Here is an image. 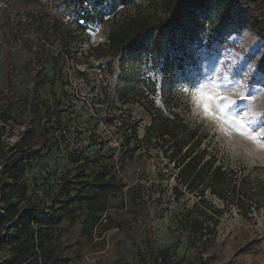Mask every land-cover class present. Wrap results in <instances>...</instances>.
Returning <instances> with one entry per match:
<instances>
[{
	"label": "rangeland",
	"instance_id": "374dc122",
	"mask_svg": "<svg viewBox=\"0 0 264 264\" xmlns=\"http://www.w3.org/2000/svg\"><path fill=\"white\" fill-rule=\"evenodd\" d=\"M159 1L135 0L108 13L102 24L88 25L75 21L69 0H0V150L8 155L15 146L19 149L25 136L43 139L22 176L28 182L27 195L44 197L66 171L78 166L89 174L106 167L118 181L119 190L109 196L102 216L109 228L83 235L82 210L74 219H64L53 233L51 264H154L159 250H166L175 262L213 264L214 250L234 237L255 243L247 254L227 252L228 260L220 264H264L262 206L247 218L230 207L207 250L199 238L180 228L179 218L198 201L197 195L179 190L175 196L173 162L160 150L139 144L155 109L168 115L161 100V69L155 70L145 56L135 59L142 79L155 84L154 109L137 102L123 104L118 59L90 54V48L107 42L122 18L139 8L150 13ZM221 9L214 4L205 16H198L204 24L184 20L186 33L176 36L175 47L181 51L169 81L171 93L176 111L195 131L199 151L205 149L216 164L264 185V77L256 66L261 56L246 50L253 38L245 26L227 27L222 32L227 40L218 44L214 30ZM132 62L128 59L127 64ZM209 90L235 101L227 115L215 107L205 112L197 103L198 95ZM235 120H242L244 127ZM206 194L211 205L223 208ZM6 263L0 250V264Z\"/></svg>",
	"mask_w": 264,
	"mask_h": 264
},
{
	"label": "trees",
	"instance_id": "16d2710c",
	"mask_svg": "<svg viewBox=\"0 0 264 264\" xmlns=\"http://www.w3.org/2000/svg\"><path fill=\"white\" fill-rule=\"evenodd\" d=\"M69 2L77 23L95 25L102 24L108 13L131 5L135 0ZM214 4L222 7L218 25L215 30L211 29L216 34L218 32V44L227 40L222 33L227 27L248 28L253 39L246 50L254 55L261 54L256 66L264 77V0H160L150 13L139 8L122 18L110 30L105 44L89 50L96 59H118L121 67L119 99L123 104L137 102L147 109L154 107L155 84L142 79V69L135 59L145 56V61L150 62L155 70L161 69V100L168 115L155 109V113L150 114L151 124L145 128L139 144L146 149L160 150L168 161L173 162L177 169L173 177L176 185L172 187L175 196L180 194L179 190L197 195L198 201L181 215L178 224L194 240L199 238L205 250L214 239L220 218L230 207H235L243 218L264 207L261 181L251 179L249 175L239 176L233 169L216 164L214 157H207L205 149L198 150L195 131L176 111V96L171 93L172 83L169 81L175 73L181 51L175 47L176 36L186 33V19L204 24L197 18L205 16ZM128 59L133 61L132 64H127ZM2 131L0 126V147ZM135 135L134 126L132 136ZM39 136L21 138V147L16 150L15 146V151L8 155L0 150V250L6 254V264H51L55 259L52 250L54 231L64 219H74L79 210L83 211L84 217L83 235H91L98 227L108 229L109 224L107 221L103 223L102 216L107 210L109 196L119 190L116 176L108 168L89 174L78 166L58 179L54 191H48L42 198L28 196V182L22 176L43 141ZM206 193L221 201L223 208L211 205ZM254 243L246 237L223 240V249L214 250L213 264L225 263L229 258L227 252L238 250L247 254ZM153 259L154 264H194L184 259L175 262L166 250L157 251Z\"/></svg>",
	"mask_w": 264,
	"mask_h": 264
},
{
	"label": "snow or ice",
	"instance_id": "6c2138e0",
	"mask_svg": "<svg viewBox=\"0 0 264 264\" xmlns=\"http://www.w3.org/2000/svg\"><path fill=\"white\" fill-rule=\"evenodd\" d=\"M197 103L203 107L205 112L211 113L213 111V107H215L216 111L227 115L229 106L234 104L235 101L229 100L222 94H214L212 90H209L207 92H201L198 95ZM234 123L239 124L241 129L244 127V122L242 120H235ZM241 134L243 135L245 133L241 132ZM248 138L254 139L251 135H249Z\"/></svg>",
	"mask_w": 264,
	"mask_h": 264
}]
</instances>
